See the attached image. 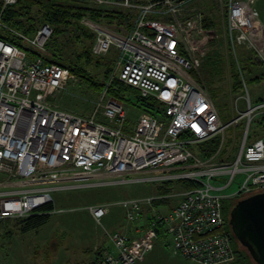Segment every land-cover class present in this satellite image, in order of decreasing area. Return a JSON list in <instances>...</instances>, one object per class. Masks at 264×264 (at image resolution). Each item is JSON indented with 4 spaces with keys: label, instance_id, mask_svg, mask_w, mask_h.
<instances>
[{
    "label": "built area",
    "instance_id": "built-area-1",
    "mask_svg": "<svg viewBox=\"0 0 264 264\" xmlns=\"http://www.w3.org/2000/svg\"><path fill=\"white\" fill-rule=\"evenodd\" d=\"M79 1L133 15L125 33L91 25L96 31L91 51L99 58L115 51L110 81L118 78L142 98L154 100L157 116L141 112L129 129L124 101L106 91L105 105L100 100L92 115L62 109L60 94L79 78L24 48L44 51L52 28L42 25L33 36L13 30L3 16L17 0H0V29L20 37L23 45L0 39V222L54 205L52 193L58 190L191 181L195 187L173 186L165 194L118 203L130 223L147 211L148 225L136 238L105 230L109 247L94 249L96 264H137L151 252L160 231L171 236L175 254L195 264L234 263L224 202L264 191V102L252 104L239 69L243 95L234 102V118L224 125L190 70L217 42V20L233 52L244 47L264 64V8L257 6L262 0H216L219 5L205 9L197 7L200 0ZM220 6L221 11H212ZM99 112L109 123L101 121ZM237 125L242 129L233 155L219 159L222 142L210 159L197 155L195 147ZM235 185L236 192H224ZM176 198L170 212L156 205ZM89 211L98 223L106 215L105 207Z\"/></svg>",
    "mask_w": 264,
    "mask_h": 264
},
{
    "label": "rangeland",
    "instance_id": "rangeland-1",
    "mask_svg": "<svg viewBox=\"0 0 264 264\" xmlns=\"http://www.w3.org/2000/svg\"><path fill=\"white\" fill-rule=\"evenodd\" d=\"M217 4L216 0H200L196 3L197 7L201 9L213 7ZM257 6L262 10L264 8V0L260 1ZM103 8L118 11V14L115 15L121 16V19H108L96 22V20L88 17L83 19L81 23L86 30L68 29L59 36L57 43L63 51L62 57L65 59L66 64H69L72 59L74 60L75 56H78V52H84L87 49L85 47L86 44L90 45V42L86 39L83 40L81 36H84L82 35L84 31L95 35L96 31L91 25L120 33L131 30L133 15L127 14L132 17V21H128L127 17L122 18L124 12L121 8ZM212 11H221V6L220 8L216 7ZM216 25L219 36L217 42L213 43V47L201 61L199 67L190 70V74L193 80L211 98L221 122L227 125L235 116L233 107L235 100L243 95V91L233 89L234 81H236L235 74H237L239 79V69H241L245 79V86L251 95L252 104L255 105L264 99V64L257 60L253 51L244 47H239L237 51L233 52L232 48L226 43L224 27L219 24L218 20ZM79 36L82 39L80 43L78 41ZM111 59H115V51H111L106 57H100L87 63L86 69L91 73L92 79L95 80L93 82L96 84L90 81H82L81 78L79 81H71L60 94L58 106L70 112L92 115L99 108L100 100L105 105L106 99H102L101 90L103 89L102 85H109L113 81H110V78L115 73ZM209 61L214 64V68L210 71V66H205ZM106 62L111 65L112 69L109 70L104 65ZM194 74L197 77H194ZM122 94L128 113L129 122L127 123V128L131 129L140 113L137 105L138 99L133 91L124 90ZM240 109L241 111L246 109L243 101H240ZM99 113L101 121L109 123L101 115V112ZM255 126L256 123L253 124L251 135L256 129ZM241 129L242 127L237 125L236 127L228 128L223 134L213 137L217 138L218 146L221 142L223 144L219 159L235 153L237 144L240 142ZM217 149L211 157L216 154ZM211 157L200 158L207 160ZM3 179L4 175L0 173V182ZM213 183L215 182L213 181ZM158 188L160 187H157L154 183H128L55 191L52 193L54 210L50 220L37 231L22 234L19 228L15 226L16 223H2L0 226V264H89L93 262L95 257L94 249L97 246H101L102 242H99L100 239L106 242L105 245H109L104 236L105 230L119 231L126 234L129 228L139 223L138 220L130 223L126 219L125 210L117 204L125 199L155 196L158 194ZM175 188L179 190L184 187L176 185ZM171 189H168V192ZM236 191L237 185L231 189H226L224 192L232 194ZM230 201L234 202L235 200ZM178 202L179 199L177 198L171 199L169 203H164L159 209L162 213L170 212L171 206L174 207ZM92 206L105 207L106 215L101 220V223H98L89 211ZM171 245V236L164 235L158 238V241L155 240L152 244L153 253L146 255L143 261H139L137 264H195L175 254ZM236 262L237 258L232 264Z\"/></svg>",
    "mask_w": 264,
    "mask_h": 264
},
{
    "label": "trees",
    "instance_id": "trees-1",
    "mask_svg": "<svg viewBox=\"0 0 264 264\" xmlns=\"http://www.w3.org/2000/svg\"><path fill=\"white\" fill-rule=\"evenodd\" d=\"M94 6H89L84 4L83 2L79 0H17V3L11 7H8L7 10L4 13L3 16V22L4 24L11 27L13 30L20 32L27 36H33L37 29L42 25H49L53 32L50 37V39L47 41L45 50L39 51V50H31L27 47H24L26 50H28L31 54H34L35 56L41 57L48 63H57L65 68L70 69V71L77 76V78H81L82 81H90L91 83H95L91 77V73L86 69V65L89 62H92V60H96L99 57H95L92 55V45L95 40V35H92L88 33L87 31H84V33L81 36L82 39H86L90 42V45L88 46L86 44V50L82 53L78 52V56H75V59L71 60L69 64H66L65 59L62 57V49L60 48V45L57 43L58 38L61 34H63L68 29H74V30H86L82 26V20L85 18H91L97 21H103L108 19H114V20H120L121 16H117L115 14H118V11H111L107 8L103 7H96L92 8ZM122 13V12H121ZM128 13L122 14V18L127 17V20H131V15H127ZM211 17L206 18L207 26H211L212 21L210 22ZM132 21V20H131ZM0 39L6 40L8 42H11L13 44H17L19 46H23L21 44L20 37L5 31L1 30L0 32ZM82 39L80 36L78 37L79 43L82 42ZM77 41V42H78ZM24 43V42H23ZM112 60V59H111ZM83 61V62H82ZM217 64V63H216ZM108 69H112L113 67V60H112V67L111 65L106 62L104 63ZM210 66V69L214 68L213 62H208L205 64V66ZM217 66V65H216ZM114 69V68H113ZM194 77H197L196 74H194ZM236 81H234L233 89L239 90L241 89V81L238 79L237 74H235ZM96 84V83H95ZM103 89L101 92L104 91L107 92L108 97H115L117 99H120L124 101V96L122 92L124 90L133 91L136 93V97L138 99V108L140 113L141 112H148L152 114L153 116H157V103L152 99H144L140 96L139 92L124 85L122 82L119 81L118 78H115L109 85L105 84L102 85ZM124 88V89H123ZM262 102H264V99H262ZM218 140L217 138H213L209 141H206L204 143L199 144L197 147H195V152L197 155H199L202 158H209L215 153L217 146H218ZM180 186L184 187L186 189L195 187L196 184L191 181H185L180 180L176 181L175 183H165L163 187H160L157 189L158 194H165L168 192V189H171L173 186ZM168 187V188H167ZM169 203V200L159 202L156 205ZM236 200L234 202L227 200L224 202V216L228 222L229 220V213L234 206ZM54 210V206L52 204L44 206L38 213L26 217L23 219H14V220H6L1 221L0 226L2 223L7 224H14L16 223V227L19 228L22 234H27L32 231H37L44 225H46L51 217V212ZM18 220V221H16ZM230 229V226H229ZM232 238V244L235 248L236 254H237V262L235 264H255L247 251L239 245V243L234 238L231 229L229 230ZM163 235V232H159V238ZM164 236V235H163ZM162 236V237H163ZM166 236V234H165ZM169 236V235H167ZM88 264V263H84ZM89 264H96L95 258L93 262Z\"/></svg>",
    "mask_w": 264,
    "mask_h": 264
},
{
    "label": "water",
    "instance_id": "water-1",
    "mask_svg": "<svg viewBox=\"0 0 264 264\" xmlns=\"http://www.w3.org/2000/svg\"><path fill=\"white\" fill-rule=\"evenodd\" d=\"M228 224L252 261L264 264V191L236 200Z\"/></svg>",
    "mask_w": 264,
    "mask_h": 264
},
{
    "label": "crops",
    "instance_id": "crops-1",
    "mask_svg": "<svg viewBox=\"0 0 264 264\" xmlns=\"http://www.w3.org/2000/svg\"><path fill=\"white\" fill-rule=\"evenodd\" d=\"M161 207V206H160ZM150 219V216H149V213L147 211H145L142 216L138 219V225L134 226V227H131L127 230L126 234L129 236V237H132V238H136L140 235H142L145 230H146V227L148 225V220ZM142 223V224H141ZM164 235V234H163ZM161 235L160 238L163 236ZM167 236V235H166ZM158 241V239H157ZM99 242H102L100 245L101 246H104V247H109V245H105L106 242H104L103 240L100 239ZM155 242V241H154ZM172 248V247H171ZM173 251V250H172ZM153 253V248L151 250V252L149 254H152ZM95 258V257H94ZM94 260V259H93ZM143 261V260H141ZM140 261V262H141ZM91 263V262H90Z\"/></svg>",
    "mask_w": 264,
    "mask_h": 264
}]
</instances>
